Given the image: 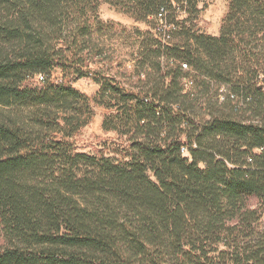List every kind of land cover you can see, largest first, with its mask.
I'll use <instances>...</instances> for the list:
<instances>
[{
	"label": "trees",
	"instance_id": "trees-1",
	"mask_svg": "<svg viewBox=\"0 0 264 264\" xmlns=\"http://www.w3.org/2000/svg\"><path fill=\"white\" fill-rule=\"evenodd\" d=\"M201 1L0 0V264H264V0H228L216 36ZM102 3L152 28L137 85L84 70ZM93 76L121 158L72 141Z\"/></svg>",
	"mask_w": 264,
	"mask_h": 264
},
{
	"label": "rangeland",
	"instance_id": "rangeland-1",
	"mask_svg": "<svg viewBox=\"0 0 264 264\" xmlns=\"http://www.w3.org/2000/svg\"><path fill=\"white\" fill-rule=\"evenodd\" d=\"M228 11V0H206L199 3V11L193 14L191 24L199 31L209 35H219L222 20ZM92 38L95 49L92 53L90 66L85 71H101L117 76L127 87L137 85L139 77L135 73V66L138 63L139 35L134 32L138 27L141 31L152 30L147 23H138L133 17L113 7L108 3H102L98 13V19L93 23ZM135 54V55H134ZM148 69L145 66L142 72ZM57 78L60 72H54ZM95 76V75H94ZM83 77L74 82L75 88L88 95L91 100L99 89L95 77ZM144 78V74L140 76ZM213 93H219L222 99L230 94L229 86H222L221 89H214ZM93 113L89 117L88 124L73 136L77 150L89 154L99 151L112 158H121L116 151L120 146H126L125 138L115 131H106L102 124L106 115L112 110L104 105L96 104L92 100ZM26 110L24 115H26ZM196 114L199 120H207V111L198 109ZM23 115V114H22ZM23 115V116H24ZM248 115V114H246ZM240 117V115H237ZM7 245L2 227L0 225V247Z\"/></svg>",
	"mask_w": 264,
	"mask_h": 264
},
{
	"label": "built area",
	"instance_id": "built-area-1",
	"mask_svg": "<svg viewBox=\"0 0 264 264\" xmlns=\"http://www.w3.org/2000/svg\"><path fill=\"white\" fill-rule=\"evenodd\" d=\"M156 18L158 19V28H159V18H160L161 25L163 27H166V24H165L166 22L163 19L164 18L163 12L158 13ZM181 65H182L183 70H189V66L186 62H182ZM37 78H38V80H43L44 76L42 74H40L37 76ZM184 86H185V90H190L191 88H193V86H194L193 79L192 78H185L184 79ZM232 97H234V96L232 95ZM183 150H185V148Z\"/></svg>",
	"mask_w": 264,
	"mask_h": 264
}]
</instances>
